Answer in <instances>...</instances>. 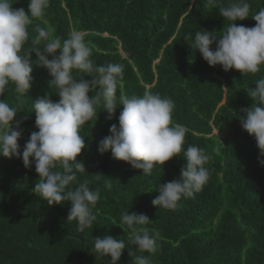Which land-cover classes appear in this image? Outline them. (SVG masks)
I'll return each mask as SVG.
<instances>
[{
	"label": "trees",
	"instance_id": "obj_1",
	"mask_svg": "<svg viewBox=\"0 0 264 264\" xmlns=\"http://www.w3.org/2000/svg\"><path fill=\"white\" fill-rule=\"evenodd\" d=\"M232 2L50 0L43 17L29 26L24 51L43 48L44 40L32 43L37 28L61 41L72 31L84 33L97 65H123L117 97L151 89L174 101L173 121L186 128L183 147L203 149L209 157L205 164L209 179L202 191L181 199L175 210L154 206L160 183L179 178L185 160L173 157L143 175L142 169L113 159L111 151L101 155L99 141L110 134L112 124L118 125L122 106L117 103L110 120L97 107V118L80 132L88 147L77 157L87 171L78 174L79 180L100 191L93 228L81 232L75 220H67L70 202L49 206L35 195L39 176L34 164L25 168L22 159L0 156V264H111L110 257L94 252V238L108 235L126 244L118 264H132L134 256L149 254L137 252L130 243V231L120 224L125 211L146 214L150 232L159 233L160 248L150 256L151 264H264V166L258 161L255 139L239 119L240 110L253 103L247 91L264 77V67L244 76L235 69L225 72L220 65L209 66L191 47L197 31L222 34L231 22L219 10ZM247 2L249 17L235 24L251 28L256 24L252 16L264 8V0ZM28 4L29 0H16L12 7L27 12ZM211 47L215 49V44ZM30 55L31 61L37 59L34 51ZM31 75L26 95L16 93L10 84L0 97L20 110L14 119L27 117L21 124V151L30 134L38 131L34 100L46 93L54 102L60 99L49 85L46 69L33 64ZM75 75L92 79L84 73Z\"/></svg>",
	"mask_w": 264,
	"mask_h": 264
},
{
	"label": "clouds",
	"instance_id": "obj_2",
	"mask_svg": "<svg viewBox=\"0 0 264 264\" xmlns=\"http://www.w3.org/2000/svg\"><path fill=\"white\" fill-rule=\"evenodd\" d=\"M15 2L0 0V97L10 84L15 86L16 93L26 95L33 83V64L47 70L51 77L49 85L60 97L54 102L51 94L46 93L34 100L38 131L30 134L22 151L18 141L23 134L21 124L27 117L14 119L20 110L0 100V156L22 159L25 168L34 164L39 176L33 188L35 195L49 206L70 202L67 220H75L81 232L93 228L97 220L93 209L100 199V191L91 189L87 180H79L78 174L87 171L77 157L88 147L80 132L97 118V107L108 113L107 119H112L117 103L122 106L118 125L110 126V134L99 141L98 152L103 155L111 151L113 159L142 169L143 175L151 174L154 167H162L173 157H183L185 164L179 178L160 183L159 195L152 201L154 206L175 210L181 199L192 198L202 191L209 179L205 167L209 157L197 146L184 149L186 128L173 121L174 101L151 89H145L140 95L117 97L123 65H97L81 31H72L61 41L50 38L45 28H37L38 35L32 43L39 45L41 40L45 43L42 49H32L37 59L31 61L32 51H24L30 39L29 26L34 19L43 17L50 0H29L27 12L24 8L14 9ZM219 11L231 23L219 36L206 30L197 31L191 47L199 51L209 66L220 65L225 72L235 69L243 76L259 73L264 67V8L252 16L256 24L251 28L235 24L249 17L247 0H233ZM213 44L215 49L211 47ZM77 72L92 79H77ZM247 92L253 103L240 110L239 119L242 128L255 139L258 161L264 166V77ZM107 187L111 188V184ZM150 221L146 214H129V211L121 214L120 224L130 231V243L137 252L149 254L134 256L132 264H151L150 256L160 248L159 233H152L147 227ZM125 248L124 240L110 235L94 238V252L110 257L111 264H118ZM129 254L134 255L131 250Z\"/></svg>",
	"mask_w": 264,
	"mask_h": 264
}]
</instances>
